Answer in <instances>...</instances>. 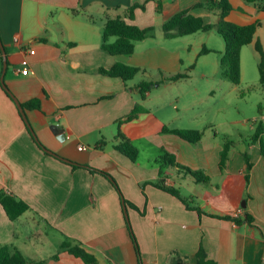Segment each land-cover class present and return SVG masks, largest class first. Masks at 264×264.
<instances>
[{
    "label": "crops",
    "instance_id": "crops-1",
    "mask_svg": "<svg viewBox=\"0 0 264 264\" xmlns=\"http://www.w3.org/2000/svg\"><path fill=\"white\" fill-rule=\"evenodd\" d=\"M203 1L0 0V38L8 63L4 82L21 104L44 97L41 108L25 112L46 148L62 158L108 171L122 194L145 210L142 214L128 208L143 264H171L174 257L194 263L201 244L208 258L220 264H264V155L259 142L249 138L238 150L237 142L228 139L232 142L228 164L224 169L220 166L225 144L218 137L224 121L215 102L230 81L221 76L225 41L215 29L167 37L163 28L183 9L217 23L220 10L198 5ZM230 2L233 9L228 20L242 25L261 22L254 41L242 48L241 83L230 81L237 93V86L250 85L247 69L259 65L256 42L264 48V4ZM134 5L130 21L154 27V32L136 41L134 53L112 55L102 47L106 23ZM204 46L213 51L201 55ZM118 61L143 70L128 82L100 72L101 67L109 69ZM2 70L0 64V78ZM183 72H189V77L199 74L204 85L197 88L193 100L173 91L181 79H165ZM144 79L155 82L146 99L137 86ZM137 104L145 109L119 123ZM262 118L264 125V114ZM228 121L235 127L241 120ZM165 127L200 129L204 136L192 143L165 132ZM119 131L139 149L136 161L115 147ZM260 139L264 141V132ZM100 142H105L103 148ZM80 145L87 149H79ZM165 150L174 153L182 166L202 170L210 181L199 182L184 169L162 165L159 157ZM245 153L253 163L249 171ZM60 157L37 143L0 81V189L30 205L12 220L0 202V243L46 264H86L61 248L66 240L80 243L99 264H140L120 191L103 174L73 168ZM162 179L179 188L190 207L158 187ZM196 207L213 213L238 212L242 218L248 212L254 221L237 224L200 215Z\"/></svg>",
    "mask_w": 264,
    "mask_h": 264
},
{
    "label": "trees",
    "instance_id": "trees-1",
    "mask_svg": "<svg viewBox=\"0 0 264 264\" xmlns=\"http://www.w3.org/2000/svg\"><path fill=\"white\" fill-rule=\"evenodd\" d=\"M250 3H263L264 0H246ZM198 5H206L209 9L215 11L217 9L220 10V18L217 23L207 22L204 17L200 15H196L191 12L190 9H183L172 16L163 26L165 35L167 37H179L185 36L188 34L195 33L197 31H210L212 29L217 30V32L222 36L225 41V49L221 52V60H220V68H221V76L232 81L235 84H240L242 80V69H241V53L242 48L245 45L250 44L254 41L256 32L258 27L261 25L260 21L251 24H238L232 22L227 19L228 14L233 9V5L230 0H204L203 2H199ZM137 6H130L126 9L124 15H118L114 18H110L103 31V43L102 47L104 50L108 51L112 55H130L135 51V44L136 41L143 40L154 32V27H141L135 23H132L130 20L134 18V11ZM112 37H116L114 41L111 40ZM256 49L260 54V61H259V73H260V80L264 85V48L260 41L256 42ZM212 49L204 46L201 50V55L212 52ZM4 56L3 52L0 53V64H3ZM194 65L191 66L190 70L193 69ZM143 69L126 64L124 62L118 61L116 62L111 68L107 69L104 67L100 68V72L109 76L119 77L124 81L128 82L135 78V76L140 73ZM189 77V72L185 73H176L165 79L176 81L183 78ZM1 81V80H0ZM154 81L150 79H144L138 83V88L140 91V95L142 99H146L148 96L149 91L151 90L152 86L154 85ZM4 88L8 92L10 96H12L10 90L5 85ZM45 93V92H44ZM43 96H36L29 100L26 103H22L24 109H38L41 108L43 103ZM145 108L141 104H137L133 111L128 114L124 119L119 120V123L124 121H128L137 117V115L143 111ZM22 117L24 118L26 125L31 132L34 139L37 143L44 148L47 152H50L58 157V154L50 151L46 148L36 136L35 131L33 130L31 124L29 123L27 116L24 115L22 112ZM257 132L252 137L253 141L259 142L260 149L262 154L264 155V141L260 139L261 134L264 132V125L263 122L260 121L257 125ZM165 132L175 133L181 138L192 142L197 143L200 141L204 136V131L200 129H170L168 127L164 128ZM118 137L120 138V142L116 144V148L121 151L123 154L127 155L133 161H136L139 157V149L133 144V142L121 131H119ZM105 142H100L101 148H103ZM232 142L227 141L224 145V149L221 153V162L220 166L221 169H224L229 160V151H230V144ZM62 160L67 161L70 163L73 168L84 167L89 169L93 173H101L113 183V185L117 188V190L121 193V200L124 207V214L126 221L128 223V227L130 230L131 238L135 244V248L139 257L140 264H143V260L141 257L140 245L136 234L133 230L128 208L132 207L134 209L139 210L142 214L145 213V210H142L138 205L134 202L126 198L116 181V179L106 170H102L96 167H93L89 164H81L72 160H68L66 158L60 157ZM245 159L247 163L248 171L253 167V163L250 159L248 153H245ZM162 165L168 166H177L181 169H184L185 172L191 174L197 181L208 183L210 181V176L205 174L202 170H193L188 166H182L178 163L177 157L174 153L165 150L163 154L159 157ZM163 167V166H162ZM160 168V171L163 174V168ZM247 182L249 181V175H246ZM156 185L165 191L175 195L176 197L180 198L188 207L189 203L185 197L182 196L179 188L168 185L165 179L160 180L156 183ZM0 202L5 208L7 214L9 215L10 219L15 220L27 210L30 209V205L23 199L14 196L5 192L4 190L0 189ZM200 215L207 213L212 216H216L219 218L230 219L234 220L237 224H241L242 222L246 221L250 224L253 223L254 217L250 213H246L245 216L239 217L232 213H213V212H206L202 207L195 208ZM62 249L67 250L71 254L75 255L84 260L86 264H99L98 258L87 251L80 243H73L71 241H64L61 245ZM0 264H46V261H35L28 259L24 253L18 249L17 247L9 244H2L0 243ZM171 264H220L214 259L208 258L207 252L201 244L198 252H197V259L196 262H188L185 261L181 257H174L171 260Z\"/></svg>",
    "mask_w": 264,
    "mask_h": 264
},
{
    "label": "rangeland",
    "instance_id": "rangeland-1",
    "mask_svg": "<svg viewBox=\"0 0 264 264\" xmlns=\"http://www.w3.org/2000/svg\"><path fill=\"white\" fill-rule=\"evenodd\" d=\"M215 34L222 40L221 35ZM246 80L251 81L250 85L242 83L237 86V93L231 88L233 83L226 81L227 85L219 91L218 101L215 102V105L218 103L221 107L220 120L224 121L218 138L224 144L228 139L236 141L238 150L242 145H245L244 140L251 141L250 139L257 132V125L263 119L262 114H264V85L260 80L259 67L256 64L253 65V68L247 69ZM179 82V85L173 87V91L186 93L185 97L188 100H193L196 97L197 88H204L197 73H191L190 77L183 78ZM183 103V100L178 102L180 105ZM210 112L212 114V110ZM188 114L192 115L191 112ZM232 119L241 121H238L233 127L232 123L230 124L228 121Z\"/></svg>",
    "mask_w": 264,
    "mask_h": 264
},
{
    "label": "water",
    "instance_id": "water-1",
    "mask_svg": "<svg viewBox=\"0 0 264 264\" xmlns=\"http://www.w3.org/2000/svg\"><path fill=\"white\" fill-rule=\"evenodd\" d=\"M0 48H1V50H2V52H3V56H4L3 70H2V75H1L0 80H1V83L3 84V86H5L4 76H5V74H6V70H7V67H8V63H7L6 49H5V46H4L3 42L1 41V38H0ZM12 96H13V98L15 99L16 103L18 104V106H19V108H20V111H21L24 115H26L25 109H24V107L22 106L21 102H20V101L17 99V97L14 96L13 94H12ZM242 204H243V206H246V202H245V201H243Z\"/></svg>",
    "mask_w": 264,
    "mask_h": 264
},
{
    "label": "built area",
    "instance_id": "built-area-1",
    "mask_svg": "<svg viewBox=\"0 0 264 264\" xmlns=\"http://www.w3.org/2000/svg\"><path fill=\"white\" fill-rule=\"evenodd\" d=\"M15 40L18 42L19 41V37H15ZM30 53H32V54L35 53V50H30ZM22 72L26 74L28 72V68L23 69ZM79 149H81V150L87 149V146L80 145ZM234 215L239 216V213L236 212Z\"/></svg>",
    "mask_w": 264,
    "mask_h": 264
}]
</instances>
